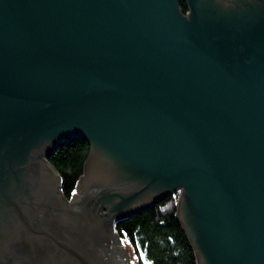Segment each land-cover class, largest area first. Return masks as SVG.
<instances>
[{
  "label": "water",
  "instance_id": "1",
  "mask_svg": "<svg viewBox=\"0 0 264 264\" xmlns=\"http://www.w3.org/2000/svg\"><path fill=\"white\" fill-rule=\"evenodd\" d=\"M185 1L0 0V264L98 263L175 193L198 264H264V0Z\"/></svg>",
  "mask_w": 264,
  "mask_h": 264
},
{
  "label": "trees",
  "instance_id": "2",
  "mask_svg": "<svg viewBox=\"0 0 264 264\" xmlns=\"http://www.w3.org/2000/svg\"><path fill=\"white\" fill-rule=\"evenodd\" d=\"M187 10L185 3H180ZM90 151L84 139L64 141L50 156L62 176V192L72 198ZM179 193L137 214L117 221L116 230L127 241L139 264H198L194 247L176 216Z\"/></svg>",
  "mask_w": 264,
  "mask_h": 264
},
{
  "label": "flooded vegetation",
  "instance_id": "3",
  "mask_svg": "<svg viewBox=\"0 0 264 264\" xmlns=\"http://www.w3.org/2000/svg\"><path fill=\"white\" fill-rule=\"evenodd\" d=\"M180 3H185V5L187 4L185 0H179ZM187 6V5H186ZM187 10H188V6H187ZM91 190L88 192V194H90ZM80 196L77 195L75 197V199H78ZM86 200H89V198H87ZM109 225V222L107 223ZM107 224H101L100 226H96L93 229L94 233H100L102 234L103 232H106V235L102 234L103 236H105V238L108 241V245H104V247L102 246L101 248L98 249V254L99 256H96V259L98 261V263H95L94 259H89L86 261V263L84 264H131L130 260H129V250H127L125 248V244L123 243V245L118 241L117 237L114 235V233L111 231L109 232L108 229V225ZM104 230V231H102ZM123 240V239H122ZM100 255H103L102 257H100ZM109 259V260H108ZM50 259L42 257L40 258H36L33 262V264H51L52 262L50 261ZM69 261H73L72 263H69ZM65 264H77L78 262L71 260V259H66L65 262H62ZM79 264V263H78Z\"/></svg>",
  "mask_w": 264,
  "mask_h": 264
},
{
  "label": "rangeland",
  "instance_id": "4",
  "mask_svg": "<svg viewBox=\"0 0 264 264\" xmlns=\"http://www.w3.org/2000/svg\"><path fill=\"white\" fill-rule=\"evenodd\" d=\"M123 243L125 244L126 247H128V246L130 247V245H129V243L127 241L123 240Z\"/></svg>",
  "mask_w": 264,
  "mask_h": 264
}]
</instances>
